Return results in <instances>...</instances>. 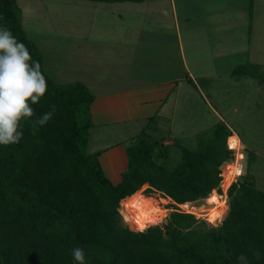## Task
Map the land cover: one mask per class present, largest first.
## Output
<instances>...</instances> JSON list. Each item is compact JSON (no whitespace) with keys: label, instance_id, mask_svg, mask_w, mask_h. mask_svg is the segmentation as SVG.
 <instances>
[{"label":"trees","instance_id":"obj_1","mask_svg":"<svg viewBox=\"0 0 264 264\" xmlns=\"http://www.w3.org/2000/svg\"><path fill=\"white\" fill-rule=\"evenodd\" d=\"M0 24L27 46L47 82L31 104L33 115L20 120L19 142L0 145V264H78L74 247L84 250L85 264H264V190L252 173L229 186L227 212L215 226L177 210L218 186L219 167L230 157L224 121L197 133L195 147L176 142L179 157L171 164L172 146L152 134L158 128L152 117L125 146L126 169L112 183L99 152L88 151L92 93L83 83L60 84L47 75L14 0H0ZM249 65L235 66L232 76L264 83ZM143 186L170 198L174 210L161 224L135 230L120 202Z\"/></svg>","mask_w":264,"mask_h":264},{"label":"crops","instance_id":"obj_2","mask_svg":"<svg viewBox=\"0 0 264 264\" xmlns=\"http://www.w3.org/2000/svg\"><path fill=\"white\" fill-rule=\"evenodd\" d=\"M14 3L47 75L60 72V84L83 83L94 96L88 151L99 152L112 183L126 169L125 146L152 117L158 127L152 134L164 123L171 130L180 96L192 97L194 91L205 97L195 85L197 78L232 77L235 66L249 61L264 65V21L258 22L264 17V0ZM203 46L202 53L210 49L203 56L211 63L210 77L201 70L208 61L195 52ZM53 57L60 58V71L54 70Z\"/></svg>","mask_w":264,"mask_h":264},{"label":"rangeland","instance_id":"obj_3","mask_svg":"<svg viewBox=\"0 0 264 264\" xmlns=\"http://www.w3.org/2000/svg\"><path fill=\"white\" fill-rule=\"evenodd\" d=\"M263 13L259 14L258 19L263 17L260 16ZM260 21H264V17L262 20H258V22ZM39 23H42V21L40 20ZM250 36L252 37V34ZM205 49L203 46L200 51L195 52H200V56L203 58L210 50L208 49L205 53H202ZM54 51L60 52V50ZM52 62L54 66H57L54 67V70L59 69L60 71V58L53 57ZM246 63L253 64L248 66V72L259 74L264 78V65H255L256 63L250 61ZM210 64L208 61L201 68L202 71L208 73V77L214 74ZM208 66H210V69H208ZM199 69L193 70L194 75H198ZM59 73L52 74L51 78L54 82L60 83ZM194 82L196 87L202 90L205 97L202 98L194 91L195 95L192 97L180 96L181 98L177 100L175 105L176 112L173 114L174 120L171 130L164 123L158 132L154 133L155 137L165 135L163 142L172 146L169 163L173 164L178 160L179 152L174 148L176 142L190 148L195 147L196 134L212 127L220 121L218 117H221L239 137L243 147V159L240 162L241 169L239 167L241 170L240 176L246 172L252 173L256 186L264 190V83H260L258 79L251 76H241L239 80L233 76H222L220 79L211 76L210 80L202 81L197 78ZM94 147L90 144V149L93 150ZM231 155L232 152L230 151L229 159H231ZM239 169L237 167L236 172H239ZM239 177H236V181ZM145 188L146 186H143L133 195L147 199L148 211L151 212V218L149 219L151 220L147 221L146 224L141 226L135 222L136 211L128 206L133 200L131 196L120 202L119 211L122 218L135 230H144L149 225L161 224L168 213L174 210L168 207V204L172 201L170 198L163 197L158 191L147 192ZM183 209L187 213L193 214L196 219L204 221L207 226H215L221 222L227 212L228 195L221 199L218 197L215 200L212 196H208L206 199L190 201ZM214 210L217 215L210 217L211 212Z\"/></svg>","mask_w":264,"mask_h":264},{"label":"clouds","instance_id":"obj_4","mask_svg":"<svg viewBox=\"0 0 264 264\" xmlns=\"http://www.w3.org/2000/svg\"><path fill=\"white\" fill-rule=\"evenodd\" d=\"M46 90L39 61H34L27 46L0 24V145L19 142L21 118L33 115L31 104L38 103ZM51 116V111L46 112L37 123L44 125ZM72 256L78 264H85L81 247H74Z\"/></svg>","mask_w":264,"mask_h":264},{"label":"built area","instance_id":"obj_5","mask_svg":"<svg viewBox=\"0 0 264 264\" xmlns=\"http://www.w3.org/2000/svg\"><path fill=\"white\" fill-rule=\"evenodd\" d=\"M226 146L227 149L232 152L231 159L225 160L220 165V180L218 186L212 190V192L209 194L211 197H215V199H220L222 197H225L227 195V190L229 186L236 182V177H239L241 175V160L243 159V147L241 145V142L239 140V137L231 130V133L228 135L226 140ZM237 167L239 169V172H236ZM238 173V174H237ZM230 179H232L230 181ZM226 180V181H225ZM226 186V188H224ZM226 189V190H225ZM188 202L179 203L176 204L178 211L186 212V210L183 209L184 206H187Z\"/></svg>","mask_w":264,"mask_h":264},{"label":"bare ground","instance_id":"obj_6","mask_svg":"<svg viewBox=\"0 0 264 264\" xmlns=\"http://www.w3.org/2000/svg\"><path fill=\"white\" fill-rule=\"evenodd\" d=\"M131 198L133 200L131 201V203L128 206L132 207L136 211L135 217H134L135 222H137L138 224H140L142 226V225L146 224L147 221L151 220V219H149V218H151L150 217L151 212L148 211L149 209H148V206L146 203L147 199L143 198L142 196H136V195L131 196ZM213 199L215 200V197ZM216 215H217V213L214 210L213 212H211L210 217H215Z\"/></svg>","mask_w":264,"mask_h":264}]
</instances>
